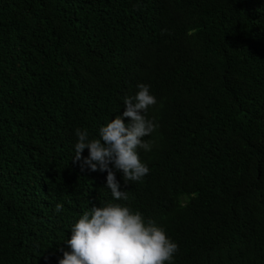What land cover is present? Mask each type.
I'll list each match as a JSON object with an SVG mask.
<instances>
[{
  "label": "trees",
  "instance_id": "trees-1",
  "mask_svg": "<svg viewBox=\"0 0 264 264\" xmlns=\"http://www.w3.org/2000/svg\"><path fill=\"white\" fill-rule=\"evenodd\" d=\"M141 83L150 174L116 173L114 201L75 129L98 138ZM109 202L163 226L174 264H264V0H0V264H58Z\"/></svg>",
  "mask_w": 264,
  "mask_h": 264
},
{
  "label": "clouds",
  "instance_id": "clouds-1",
  "mask_svg": "<svg viewBox=\"0 0 264 264\" xmlns=\"http://www.w3.org/2000/svg\"><path fill=\"white\" fill-rule=\"evenodd\" d=\"M134 96L124 98L122 114L101 126L98 138H89L87 129H75L73 163L81 171L107 172L106 188L114 201H128L129 194L122 190L116 173H122L125 187L129 181L140 182L150 169L142 161L140 150L149 152L152 143L145 140L159 127L146 113L157 104L150 85L138 84ZM127 121V122H126ZM88 150L87 157L82 154ZM111 165V167H110ZM62 204L55 211L61 212ZM66 241L70 251L63 252L58 264H174L179 245L163 226L145 221L139 211L120 203L93 205L86 210L70 229Z\"/></svg>",
  "mask_w": 264,
  "mask_h": 264
}]
</instances>
